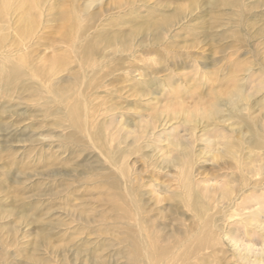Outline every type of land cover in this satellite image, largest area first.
Segmentation results:
<instances>
[{
  "label": "rangeland",
  "instance_id": "374dc122",
  "mask_svg": "<svg viewBox=\"0 0 264 264\" xmlns=\"http://www.w3.org/2000/svg\"><path fill=\"white\" fill-rule=\"evenodd\" d=\"M22 1L0 0V264H155V247L166 249L159 264L264 261V231L253 226L257 217L264 226V170L255 171L264 151L236 117L264 130V0H37L28 23ZM239 86L249 102L232 106L228 88ZM214 93L218 127L200 111ZM47 99L62 112L89 108L103 138L108 110V151L65 113L45 114ZM187 110L195 118L185 124ZM178 138L192 147L193 171L172 161ZM225 141L238 146L235 158L222 153ZM112 157L127 176H118L128 189L121 221L104 183L114 180ZM226 186L241 204L233 220L231 202L218 205Z\"/></svg>",
  "mask_w": 264,
  "mask_h": 264
},
{
  "label": "bare ground",
  "instance_id": "6f19581e",
  "mask_svg": "<svg viewBox=\"0 0 264 264\" xmlns=\"http://www.w3.org/2000/svg\"><path fill=\"white\" fill-rule=\"evenodd\" d=\"M23 2V7L25 8V10H26V13H25V20H24V23H28V22H30V21H32L31 20V15H30V8L37 2V0H23L22 1ZM62 2V1H61ZM60 3V2H59ZM61 4V3H60ZM54 5V4H53ZM37 6V5H36ZM38 7V6H37ZM22 8V7H21ZM20 8V9H21ZM24 14V13H23ZM148 32V31H147ZM157 33V32H156ZM160 33V32H159ZM154 36V35H153ZM83 50V49H82ZM84 52V51H83ZM83 56V55H82ZM83 58V57H82ZM232 79V78H231ZM8 81V80H7ZM231 81V80H230ZM10 83V82H9ZM8 84V83H7ZM230 85V84H229ZM226 87V86H225ZM232 87V86H231ZM231 87H229L228 88V91H227V93H228V98H229V103H231L232 104V106L234 105L235 106V104L238 102V101H240V100H244V101H247L248 100V102H249V99H247V96H245L244 95V93H243V89L239 86V88L237 89H235V92H234V90H232L233 88H231ZM235 87V86H234ZM223 88V87H222ZM231 88V89H230ZM213 90H214V88H212ZM220 89V88H219ZM219 89H217V90H219ZM223 90V89H222ZM230 90V91H229ZM217 92V91H216ZM219 92V91H218ZM221 93V92H220ZM217 94H219V93H217ZM217 94L216 93H214V94H210V97H212V104H209L210 106L209 107H211L212 109H210V111H209V109L208 108H205V109H201L200 111H201V115H202V117L204 118V120L205 121H207V122H211L209 125L210 126H212V127H218V125H217V122H218V115H219V112H220V103H219V101H218V99H220V98H218L219 96H217ZM212 95V96H211ZM213 95H216V96H213ZM243 96L245 97L244 99H243ZM64 96H62V98H63ZM80 97V96H79ZM78 97V98H79ZM48 98V97H47ZM52 99V98H51ZM94 99V98H93ZM221 100V99H220ZM50 101H53V100H50V99H47V100H45L44 102H43V112L45 113V114H48V115H56V116H60L62 113H65L64 115H62L63 117L65 116V119H66V121H67V123L69 124V126L71 127V129L72 128H75V129H77V130H79V131H82V132H84V138H85V140L87 139V141L89 142V144H92V146L93 147H95V148H99V152L101 153V154H103L104 152H106V151H108V149H109V147H108V145H107V142H108V137H110L109 135H108V133L106 132V130H108V128L110 127V124H109V118L110 119H112L113 120V124L115 123L116 124V118H115V122H114V119H113V117L111 118L110 117V115H108L107 116V114H108V110H107V112L106 113H101L102 115H101V117H104V122L101 124V127L103 128V130H105V132H104V138H103V135L102 134H96V135H93L92 134V130L93 129H95L94 131H96V127H98L99 125H100V123H99V125L97 124V122H96V120H95V118H94V114L92 115H90L89 113H88V110L87 109H89V108H87L86 110L85 109H81V107H79V106H81L79 103H77V105H74L75 107H71L70 109H69V111L67 112V110L65 111V112H62V109L61 108H59V107H55V108H53V107H51V106H49V104L51 103ZM223 101V100H222ZM259 102V101H258ZM262 102H264V100H261V103ZM242 103V102H241ZM208 104V103H207ZM206 104V105H207ZM227 104V103H226ZM205 105V104H204ZM40 106V105H39ZM89 106V105H88ZM88 106H86V107H88ZM230 106V105H229ZM245 107L244 108H247L246 106L247 105H244ZM249 106H250V104H249ZM248 106V107H249ZM86 107H84V108H86ZM94 107V106H93ZM112 107V106H111ZM116 107V106H115ZM234 108V107H233ZM236 108V107H235ZM98 109V108H97ZM114 109V108H113ZM113 109H111L110 108V110L109 111H113ZM94 110V109H93ZM116 109H114V111H115ZM237 110V109H236ZM244 111V110H243ZM93 112V111H92ZM67 113V114H66ZM100 113V112H99ZM184 113H188V116H189V111L187 110V111H184ZM192 113V112H191ZM235 113H237V112H235ZM183 113H177V115L179 116H181ZM193 114V113H192ZM238 114V113H237ZM83 115V116H82ZM98 115V114H97ZM184 115V114H183ZM194 115V114H193ZM231 115V114H230ZM115 116V115H114ZM190 116H191V114H190ZM190 116H189V118H186L187 116H184L185 118H184V121H181V122H185V124L186 123H189V122H191L192 120L190 119ZM232 116V115H231ZM195 118V116H191V118ZM236 117L249 129V131H250V136H251V139H252V141H253V144L255 145V147L256 148H258L260 151H264V130L263 129H261V128H257V124H255V127H254V118L251 116V115H249V114H244V113H239V116H237L236 115ZM97 118V117H96ZM152 118V117H151ZM169 118V117H168ZM167 118V119H168ZM258 118V117H257ZM103 119V118H102ZM159 119V115H157V116H155V117H153L152 118V120H155L156 122H157V120ZM161 119V118H160ZM179 119V118H178ZM180 119H182V118H180ZM179 119V120H180ZM196 120V119H195ZM263 120V119H262ZM94 121H95V123H94ZM98 121V120H97ZM199 121V120H198ZM151 122V121H150ZM194 122V121H193ZM206 122V123H207ZM260 122V121H259ZM59 125L60 124H62V122H60L59 120H58V122H57ZM165 123H166V121H165ZM196 123H197V121H196ZM219 123V122H218ZM241 123V124H242ZM38 124V123H37ZM39 125V124H38ZM199 125V124H198ZM33 126V125H32ZM31 126V127H32ZM109 126V127H108ZM150 127H151V125H150ZM197 129V128H196ZM205 129V128H204ZM219 129V128H218ZM193 130V129H192ZM195 131V130H194ZM193 132V131H192ZM148 133V132H147ZM225 133V132H224ZM154 132H152L151 133V135L152 136H154ZM81 135V134H80ZM196 135V134H195ZM223 135V134H222ZM111 136H113L114 137V135H111ZM201 136V135H200ZM116 137V136H115ZM146 137H147V135H146ZM149 137V136H148ZM192 137V136H191ZM219 137V136H218ZM105 138H106V140H105ZM226 138V137H225ZM110 139V138H109ZM114 139V138H113ZM144 139V138H143ZM179 139V138H178ZM195 139H196V136H195ZM221 137H219V141H221ZM84 140V139H83ZM115 140V139H114ZM114 140H111L112 142H114ZM103 141H105V142H103ZM135 141V144H136V142L138 143V140H134ZM215 141V140H214ZM217 141H218V139H217ZM213 142V141H212ZM211 142V140L209 141V144H208V147L207 148H212V146H215V145H217V143H218V145H219V143H221V142H214V143H212ZM224 143V148H226V150H223L222 151V153L224 154V155H227V154H231L232 155V157L233 158H235V154H236V152H238V150L239 149H237L238 148V146H235L234 144H232L231 142H223ZM225 143H227V144H225ZM71 144H75V142L72 140V141H70V145ZM120 144V143H119ZM118 144V145H119ZM171 145L172 146H174L175 147V149L173 150V152H175L173 155H171L172 157V161L174 162V163H176V166L178 165L180 168L181 167H184L185 168V170L184 171H186V169H188V168H190L191 169V171H193L192 170V164H193V162H194V155H193V153H192V147L190 146V144H188V143H180V139L176 142V140H172V142H171ZM235 146V147H234ZM119 147H120V145H119ZM171 147V146H170ZM123 148V147H122ZM124 149V148H123ZM241 150V149H240ZM126 151V150H125ZM172 152V153H173ZM111 156H112V153H110V151L108 152ZM114 154V153H113ZM26 155V154H25ZM170 155V154H169ZM244 158V157H243ZM201 160V159H200ZM196 161V160H195ZM198 162V161H197ZM109 163H110V165H112V170L114 171L113 173V175H112V177H113V181H109V180H105V185L106 186H108V188L110 187V188H112V191L113 192H117V194H115L114 196L113 195H111V193L110 194H107V195H109L110 196V199L108 200V202L111 204V206H112V211H114V212H117L121 217L120 218H117L118 220H123L124 219V217H126V215H129V212H128V205H126L127 204V202L125 201V199H126V197L127 196H125V194H127L128 195V189L126 188L125 190H123V191H125V193H122L121 192V187H120V184L121 183H118V176H119V174H120V177L122 176L123 178L125 177H127L126 175H125V173H126V171H125V169H124V162H119L118 161V159H116V158H114V157H112L111 159H109ZM203 163V162H202ZM256 163V162H255ZM247 164H249V163H247ZM246 164V165H247ZM171 166V165H170ZM126 167V166H125ZM256 167V166H255ZM114 168V169H113ZM168 168V167H167ZM177 168V167H176ZM178 169V168H177ZM249 169V168H248ZM247 168H240V171H242L243 170V172H247V170H248ZM253 168H251V170H252ZM256 170V172H257V174H261V172H263V170H264V166H259V167H257V168H255ZM127 170V169H126ZM183 170V169H182ZM262 170V171H261ZM236 172V171H235ZM182 174H184L183 172H182ZM188 174V173H187ZM89 175V174H88ZM91 175V174H90ZM190 175H191V173H190ZM246 176V175H245ZM186 177V176H185ZM234 177V176H233ZM232 177V178H233ZM236 177V176H235ZM246 178V177H245ZM184 179V178H183ZM187 179H188V181H189V176L187 177ZM191 180H192V178H191ZM190 180V182H192ZM258 181V180H257ZM256 181V182H257ZM127 182V181H126ZM143 182V181H142ZM150 182V181H149ZM186 182H187V180H186ZM128 183V182H127ZM231 183V182H230ZM244 183V182H243ZM188 184V183H187ZM234 184V183H233ZM244 184H247V181H246V183H244ZM248 185V184H247ZM186 186V185H185ZM194 186V185H193ZM192 187V186H191ZM190 187V188H191ZM227 187V186H226ZM248 187V186H247ZM247 187H246V189H247ZM251 187V186H250ZM103 190H107L106 188H104V187H101ZM188 188V187H187ZM243 188V187H242ZM227 193L225 192V194L224 195H222V198H221V202L219 201L218 202V205L219 204H221V205H224V204H228L229 202H231V195L230 194H237V193H234V192H232V193H229V191H233L232 189H231V187H227ZM244 189V188H243ZM127 190V191H126ZM131 191V190H130ZM224 191V190H223ZM236 191H237V189H236ZM244 191H245V189H244ZM239 193H241V192H239ZM124 194V195H123ZM245 194V193H244ZM138 195V194H137ZM234 197V196H233ZM237 197V196H236ZM18 198V197H17ZM220 198V197H219ZM235 198V197H234ZM240 198V197H239ZM239 198H237L238 200H239ZM19 199V198H18ZM237 199H235L236 201H238ZM245 199H246V197H245ZM20 200V199H19ZM106 200V201H107ZM247 200V199H246ZM253 200V199H252ZM255 200V199H254ZM216 201V200H215ZM218 201V200H217ZM242 201H243V199H242ZM214 202V201H213ZM255 202H256V200H255ZM234 203H235V201L234 202H231V204L230 205H234ZM240 203H241V201H240ZM239 203V204H240ZM246 203V202H245ZM244 203V204H245ZM125 204V205H124ZM237 204V203H236ZM260 205V203L259 202H257V205ZM216 205H217V203H216ZM216 205H215V207H216ZM217 205V206H218ZM241 205V204H240ZM240 205H238V207L236 206V207H232V206H229V210L230 211H232L233 213H230L231 215H229L230 217H229V219H231V216L233 217V216H237V217H240L239 215H241V213L239 214V213H236L235 211H237V210H239L240 208H241V206ZM243 205V204H242ZM246 205V204H245ZM220 206V205H219ZM225 206V205H224ZM226 206H228V205H226ZM255 206V205H254ZM131 207V206H130ZM197 206H195V207H192L193 208V210H199V209H201V208H196ZM199 207H201V206H199ZM204 207V206H203ZM242 207H244L243 209L244 210H246V206H242ZM246 207V208H245ZM27 208V207H26ZM131 208H133V207H131ZM196 208V209H195ZM206 208H207V206H206ZM209 208H210V206H209ZM218 209V208H217ZM222 209V208H221ZM136 211H138L137 209H136ZM200 211V210H199ZM223 211V210H222ZM259 211V210H258ZM262 211V210H261ZM135 212V211H134ZM138 212H140V210L138 211ZM197 212V211H196ZM228 212V211H227ZM198 213V212H197ZM246 213H247V211H246ZM250 213H255V216L254 217H256V214L257 215H259L258 213H256V212H250ZM259 213H261L260 211H259ZM199 217L201 216V214H202V211H200L199 213ZM197 214V215H198ZM228 214H229V212H228ZM253 214H252V216H253ZM26 215V214H25ZM134 215H136V214H134ZM133 215V218H134V220L133 221H136V219L137 220H139V218H141L142 216L141 215H138L137 216V218H135V216ZM227 214H225V216H226ZM123 217V218H122ZM21 218V217H20ZM24 218V217H23ZM131 218V217H130ZM227 218V217H226ZM26 219V218H25ZM142 219V218H141ZM131 220H132V218H131ZM231 220H233V218L231 219ZM255 220V219H254ZM141 221V220H140ZM139 221V222H140ZM241 221V220H240ZM252 221V218H251V215H247V218L245 217L244 218V220L242 221V223L244 222V223H246V222H251ZM138 222V221H137ZM256 224H254L253 226H255L256 228H262V230L261 231H264V226L262 225V224H258L259 223V221H258V217L256 218ZM237 223V222H236ZM254 223V222H253ZM238 224V223H237ZM229 225H230V223H229ZM236 225V224H235ZM244 225V224H243ZM141 225H138V227H139V229H140V232H142L141 231V227H140ZM214 226V225H213ZM134 227H136V226H134ZM221 228V227H220ZM241 228V227H240ZM244 228V227H243ZM247 228V227H246ZM254 228V227H253ZM144 229V228H143ZM249 229V228H248ZM259 229H257V230H259ZM138 230V229H137ZM250 230V229H249ZM46 232V231H45ZM255 232V231H254ZM48 233H50V232H48ZM152 233V232H151ZM232 234V233H231ZM250 234V233H249ZM254 234V233H253ZM47 233H44L41 237H40V240L41 241H49V237L48 236H50V235H48ZM127 235V234H126ZM141 235H142V239H144L145 238V236L147 237V238H145V239H149L150 238V236L148 237V235H147V233H144L143 234V232L141 233ZM246 235L248 236V234L246 233ZM250 236V235H249ZM248 236V237H249ZM18 237V236H17ZM28 237V236H27ZM141 236L139 235V238H140ZM238 237V236H237ZM234 237H232V239H233ZM239 238V237H238ZM246 238V237H245ZM133 238H131V240H132ZM230 239V238H229ZM231 239V240H232ZM248 239V238H247ZM134 240V241H133ZM132 241H131V243L133 244V246L135 247V249H136V255L135 256H139V255H141L142 254V252L145 250L144 248H142V241H140V239L138 240V242H137V240L136 239H133ZM238 241V240H237ZM249 241V240H248ZM151 242H153V241H151ZM150 242V243H151ZM235 242V240L232 242V243H234ZM149 243V244H150ZM236 243V242H235ZM153 244V243H152ZM247 244H249V242L247 243ZM246 244V245H247ZM154 245V244H153ZM232 245V244H231ZM234 245V244H233ZM235 245H237V244H235ZM241 245H243V244H241ZM245 245V244H244ZM144 246V245H143ZM152 246V245H151ZM249 246V245H248ZM246 247V246H245ZM148 249V248H147ZM234 249V248H233ZM250 248L248 247L247 248V251L249 250ZM151 250V249H150ZM154 250V252H153V256H154V254L155 255H157V256H154L156 259H154V261H155V264H159V260L162 258V256H163V253L164 252H166V249L165 250H163V249H160V248H154L153 249ZM240 252V251H239ZM255 252V251H254ZM261 253V252H260ZM148 254V253H147ZM185 254V253H184ZM251 254V253H250ZM149 255V254H148ZM152 254H150V256H151ZM258 256V255H257ZM148 257V256H147ZM150 258V257H149ZM250 258V257H249ZM150 261V260H149ZM151 261H153V260H151ZM261 261V260H260ZM259 260H255L254 261V259H253V261H252V263L251 264H264V261H261L260 262ZM149 264H151V263H149Z\"/></svg>",
  "mask_w": 264,
  "mask_h": 264
}]
</instances>
